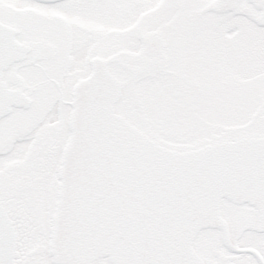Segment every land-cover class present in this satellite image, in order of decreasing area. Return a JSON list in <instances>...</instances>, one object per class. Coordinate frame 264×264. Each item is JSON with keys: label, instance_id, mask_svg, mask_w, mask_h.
Wrapping results in <instances>:
<instances>
[{"label": "snow or ice", "instance_id": "6c2138e0", "mask_svg": "<svg viewBox=\"0 0 264 264\" xmlns=\"http://www.w3.org/2000/svg\"><path fill=\"white\" fill-rule=\"evenodd\" d=\"M0 264H264V0H0Z\"/></svg>", "mask_w": 264, "mask_h": 264}]
</instances>
